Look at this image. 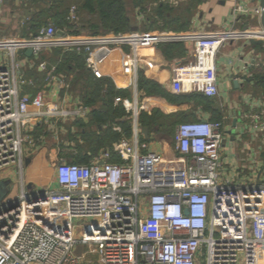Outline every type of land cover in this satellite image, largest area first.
<instances>
[{
  "label": "built area",
  "instance_id": "2783aa9c",
  "mask_svg": "<svg viewBox=\"0 0 264 264\" xmlns=\"http://www.w3.org/2000/svg\"><path fill=\"white\" fill-rule=\"evenodd\" d=\"M4 4L0 0V13ZM233 13L260 17L262 8L239 3ZM69 18L77 19L75 5ZM240 39L264 41V27L88 35L49 23L30 38L0 36V172L15 167L23 173L25 149L36 141L34 121L78 120L91 112L71 98L70 81L54 66L46 77L53 100L46 90L24 93L26 60L36 64L43 52L57 47L76 50L86 54L95 76L110 78L117 88H133L136 96L134 103L115 99L133 112L131 137L123 136L88 163L61 156L55 164L56 189H27L22 180L18 197L0 204V264H264V182L241 184L225 175V121L179 123L173 158L152 150L139 125L143 47L192 42V59L174 66L173 89L215 97L218 51ZM29 48L30 58L25 54ZM114 59L126 84L110 66ZM47 66L45 60L38 63L40 69ZM243 117L252 130L264 129V108Z\"/></svg>",
  "mask_w": 264,
  "mask_h": 264
},
{
  "label": "crops",
  "instance_id": "0c3cea01",
  "mask_svg": "<svg viewBox=\"0 0 264 264\" xmlns=\"http://www.w3.org/2000/svg\"><path fill=\"white\" fill-rule=\"evenodd\" d=\"M188 2L189 0H174V2L169 3L173 5L174 11H177V15L184 16V18L189 16V29L186 31L163 29V31H215L228 27L245 29L261 24V16L259 17L255 14L236 16L233 13L235 6L239 3L250 5L253 8L259 7V4L253 2V0H202L191 15H188L184 10V6ZM43 5L45 6V3ZM35 6L36 4L33 5L28 0H5L4 7L0 13V26L1 24H13V22H16L22 29L28 15L34 12ZM5 33L0 29V36L6 37ZM194 50V44L190 41H167L143 47L140 50L139 74L143 73L145 77L159 83L167 91L179 94L174 91L172 86L174 66L187 63L191 60ZM26 56L30 58L32 55L26 54ZM115 57L117 58V55ZM1 58H3L2 54H0V60H2ZM37 61L36 64L28 63L27 60L25 61L22 73L28 80V84L23 86V92L35 95L41 90H46L47 99L53 100L51 91L46 88V77L45 81L42 79L43 85H40L42 83L40 80L41 75L45 71H48L49 66H47L46 70L38 67L41 71L39 73L40 78H28L27 71H33V68L39 63ZM115 61V59L112 60L110 66L112 65L114 71L117 72L118 67L115 65ZM216 61L219 94L215 97H210V105L207 106L201 102H195L194 104L192 101L174 103L160 95H147L145 92L140 91L139 88L137 101L139 97H143L145 110L150 112L152 108H159L165 114L180 111L189 114L188 110L193 105H196V109L193 111L196 120H224L226 124V136L222 148V159L225 175L233 178L237 183L261 184L264 182V129L258 131L252 130L248 125L249 120L243 119V115L246 113H259L264 108V79L262 78L264 76V43L254 44L243 39L228 41L219 49ZM63 75L66 74L63 73ZM116 78L121 82V85L126 84L123 83V76L120 73H116ZM236 80H238L237 84H235ZM124 89L128 90L129 88ZM70 94L71 98L74 100L78 99L84 104L80 95L72 91V85ZM63 95L64 91L61 92V96ZM248 95L262 100L263 103L249 102ZM130 97L128 96L127 98L130 99ZM131 98L135 102L136 96L134 91ZM90 113L83 119L59 121L57 123L46 119V117L34 121L32 134L36 141L33 146H28L25 149L23 173H20L17 168L11 167L0 172V180L11 179V181H16L19 183L20 192L22 190V180H24L27 189H54V186L57 188L58 185L55 182V164L61 156H66L71 160L72 154H77L78 151L73 149L72 142H70L67 151L71 153L61 152L62 150H60L58 160L53 161V164H51V158L54 154L50 152V148L52 145H56V143L60 145L58 139L62 137L63 133L67 135L70 132L74 133L77 129V121L89 122ZM139 125L141 129L144 126L140 124V121ZM38 127L43 129L39 133ZM149 128L150 132L147 138L141 131L142 140H147L152 150L163 154L166 158H173L176 155L174 150L175 133L173 136H165L159 131L158 126ZM105 150L101 149L95 153L89 152L91 155L90 160ZM45 157H48V159L45 160ZM113 160H116V157ZM52 174L54 175L53 181L47 187L37 183L36 179H38V175ZM17 175H20V178ZM11 185L13 186V182Z\"/></svg>",
  "mask_w": 264,
  "mask_h": 264
},
{
  "label": "trees",
  "instance_id": "16d2710c",
  "mask_svg": "<svg viewBox=\"0 0 264 264\" xmlns=\"http://www.w3.org/2000/svg\"><path fill=\"white\" fill-rule=\"evenodd\" d=\"M31 4L35 5L34 12L28 15L24 22V32L21 37L30 38L38 34L40 29L49 23L58 25L61 29H71L73 33H79L77 19L72 21L69 18L70 5L72 0H33ZM202 0H189L184 6L185 12L188 15L197 8ZM45 3V6L43 5ZM79 4L83 9H86L91 14H97V22L88 21L92 27L91 35H97L102 30L122 32L131 28L134 19L128 11L131 5L134 9H139L137 16L148 14L145 21L152 27L160 29H174L176 31H186L189 29V16H179L177 11L168 1L162 0H82ZM78 12V9H77ZM48 18L49 22L46 20ZM152 19V20H151ZM88 24V25H89ZM89 35V34H88ZM58 58L55 60L48 59V51L41 54L40 60L48 61V66L51 67L56 63V72H64L70 80L71 85L76 83L80 88V97L85 105L91 108L90 120L85 122L79 120L76 122V127L81 129V135L87 136V147L81 149L77 154H72V161L77 163H88L91 153L98 152L101 149H109L113 143L120 140L123 136L131 137L133 124L131 118L125 122H119L121 131L116 130L114 126L104 129L103 125L107 118L121 120L123 117H130V112L127 111L125 105L120 103L118 107H113L116 97H128L126 89H119L115 83L108 77L99 78L88 69L86 66V54L76 50L58 49L56 51ZM52 62L54 64H52ZM34 70L27 71L28 78H40L41 71L37 66ZM73 75V76H72ZM264 79V76L262 77ZM138 88L147 95H160L166 97L174 103L183 102H201L210 105V97L201 93H172L163 88L159 83L145 77L142 73L139 74ZM197 100V101H196ZM101 103V106H98ZM189 114L177 112L165 114L159 108H153L151 112L142 111L139 115L141 125L149 127H159V131L165 136H173L174 127L183 118H187ZM194 115V114H193ZM194 120L195 117H194ZM193 121V120H191ZM186 122V121H183ZM91 123H96L97 129L91 131ZM182 123V122H181ZM43 130L38 127V133ZM74 133H69L72 137ZM118 161L119 159L116 158Z\"/></svg>",
  "mask_w": 264,
  "mask_h": 264
},
{
  "label": "rangeland",
  "instance_id": "374dc122",
  "mask_svg": "<svg viewBox=\"0 0 264 264\" xmlns=\"http://www.w3.org/2000/svg\"><path fill=\"white\" fill-rule=\"evenodd\" d=\"M79 1L81 2L82 0H72L71 5H70V8L72 6H76L77 9H78V12H77V22L79 23L78 26H79V33L80 34H93L92 33V27L90 26V24L88 23V21H91V22H97L98 20V16L97 14H91L89 13L86 9H83L81 7V5L79 4ZM128 11H129V14L131 15V17L134 19V22L132 23V26L129 30L127 31H122V32H131V31H135V30H140V31H144V32H159V31H163V29H160L158 28L157 26L156 27H152L151 25L148 24L149 21H145L146 20V17H148V14H145V15H139L137 16V12L139 11V9H134L133 6H129L128 7ZM48 22V18L46 19ZM152 20V19H151ZM89 24V25H88ZM55 26L58 28V29H61L60 27H58V25L55 24ZM0 29L1 31L3 32H6L5 34L8 36V37H21L23 35V30L24 28L21 29L20 25L18 23H14L13 24H1L0 26ZM72 29V28H71ZM114 31H105V30H102L99 34L97 35H103V34H108V33H112ZM115 33H119V32H115ZM58 49H63V51H66L64 48H54L52 49L51 51H48V59L49 60H55L56 58H58V55L56 54V51ZM47 64L48 61H46ZM52 64H54L52 62ZM56 65V63H55ZM55 65H53L54 67H56ZM52 67V66H51ZM51 67H49L51 69ZM45 73V74H44ZM42 75H41V82H42V79L45 81V77H47L48 75V71H45ZM56 73H59V74H63L64 72H56ZM73 76V75H72ZM40 85L42 86L43 85V82L40 83ZM80 88L78 86V84L74 83L72 84V91L75 93V94H80ZM133 88H129L127 91H128V94L129 96L132 97V91ZM131 102L134 103V100L133 98H131ZM143 97H139V100H138V106H139V112L141 113L142 111H147L144 109V105H143V100H142ZM197 101V100H196ZM116 104H114V108L115 107H118L119 105H121L120 103L122 102H116ZM195 104V103H194ZM98 106H101V103H98ZM153 109V108H152ZM151 109V110H152ZM196 109V105H193L190 110H188V117L187 118H182L177 124L176 126L183 122V121H191V120H194V113L193 111ZM151 112V111H150ZM132 115H133V112L131 111L130 112V117H123L121 120L119 119H113L112 117L110 118H107V121L106 123L103 125L104 129H106L107 127H111V126H114L117 130L118 128H121V125L119 122H125L127 119L131 118V121H133V118H132ZM133 124V122H132ZM176 126L174 127V133H175V129H176ZM90 129L91 131H95L97 129V125L96 123H91L90 125ZM81 129L77 127L76 131L74 132V134L71 136L67 135L66 133H63L62 137H60V139H58L60 145H58L56 143V145H50L51 148H50V152L52 154H54V156L51 158V164H53V161H56L58 160V157H59V151L62 150L61 152H67L69 153L70 151H67V149L69 148L68 144L70 145V142H72V147L73 149L77 150L78 152L81 150V149H86L87 147V144H86V141H87V136L84 137L83 135H81ZM174 135V134H173ZM59 146V147H58ZM71 153V152H70ZM56 155V157H55ZM45 160L48 159V157H45L44 158ZM18 178H20V175H17ZM26 176V175H24ZM53 178H54V175H38V179H36L37 183H39V185H42V186H48L52 181H53ZM13 182V186L10 190V194L8 195V197L6 198V200H11V199H16L18 197V195L20 194V186H19V183H17L16 181H12ZM56 187L54 186V189ZM77 222H80L79 220H76Z\"/></svg>",
  "mask_w": 264,
  "mask_h": 264
},
{
  "label": "water",
  "instance_id": "95a60500",
  "mask_svg": "<svg viewBox=\"0 0 264 264\" xmlns=\"http://www.w3.org/2000/svg\"><path fill=\"white\" fill-rule=\"evenodd\" d=\"M253 2L259 4V6L262 8V14H261V24L264 27V0H253ZM251 43L254 44H262L264 43L263 40H250ZM26 54L31 56L33 54V49L29 48L26 50ZM238 83V80L235 81V84ZM143 135L147 138L149 137L150 128L148 126H143L141 129ZM103 163V162H101ZM12 181L11 179H1L0 180V204L8 197L10 194V190L12 188L11 185Z\"/></svg>",
  "mask_w": 264,
  "mask_h": 264
},
{
  "label": "bare ground",
  "instance_id": "6f19581e",
  "mask_svg": "<svg viewBox=\"0 0 264 264\" xmlns=\"http://www.w3.org/2000/svg\"><path fill=\"white\" fill-rule=\"evenodd\" d=\"M134 106H135V104H134Z\"/></svg>",
  "mask_w": 264,
  "mask_h": 264
}]
</instances>
